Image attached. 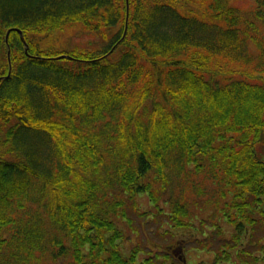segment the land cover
Returning <instances> with one entry per match:
<instances>
[{"label":"trees","instance_id":"trees-1","mask_svg":"<svg viewBox=\"0 0 264 264\" xmlns=\"http://www.w3.org/2000/svg\"><path fill=\"white\" fill-rule=\"evenodd\" d=\"M248 235L255 263L264 0H0V264H248Z\"/></svg>","mask_w":264,"mask_h":264},{"label":"rangeland","instance_id":"rangeland-1","mask_svg":"<svg viewBox=\"0 0 264 264\" xmlns=\"http://www.w3.org/2000/svg\"><path fill=\"white\" fill-rule=\"evenodd\" d=\"M238 3L242 6V5H245L247 3V0H238ZM138 199H139V203H141L145 206L144 209L149 208L148 204H147V197L146 196H142ZM144 230L149 235L148 231L145 228H144ZM136 237H138V234L136 235ZM216 239H218V240H216ZM231 239H232V234H231L229 225L227 223H222L220 226H218L216 228L215 232L214 231L212 232V234H211V240L212 241L210 242V246H209V247H216V246L223 247V250L220 252L221 254H223L226 251H229V253L227 252L225 255L226 259L229 258L228 259L229 263L234 261L232 258L231 251H232V253H235V252H237V249L240 247L239 242L238 243H232ZM225 240H227L229 243L226 244ZM260 240L264 243V238H262ZM155 243L156 242L153 241L152 239H147V245L149 247H153V248L156 247ZM129 245H130V243L126 244V246H129ZM244 250H245V248H240L239 252H243ZM262 250L264 253V245L262 246ZM126 251H128V250H126ZM151 252H154V251H151ZM256 253H257L256 251L253 252V254H256ZM145 255H147V252H145V251L141 252V254L138 255L139 259H140V257H144ZM206 256H207L206 253H202L201 256H199L196 253V251L191 249V251H188V253H187V260H188L189 264H198L199 263L198 261H200L201 258L202 259L205 258ZM248 264H264V259L263 260L257 259L255 263H249V258H248Z\"/></svg>","mask_w":264,"mask_h":264},{"label":"flooded vegetation","instance_id":"flooded-vegetation-1","mask_svg":"<svg viewBox=\"0 0 264 264\" xmlns=\"http://www.w3.org/2000/svg\"><path fill=\"white\" fill-rule=\"evenodd\" d=\"M248 238H249V235L248 236H246V240H244L243 241V245H242V247L241 248H245V250L243 251L244 252V256H245V260H247V258H249V250L248 249H246L247 248V244H248ZM258 242H260V244L263 246L264 245V243L261 241V240H259ZM257 252L256 254H253V252ZM251 255H252V259H253V257H256L258 260L260 259V260H263L264 258V253H263V250L261 249V250H256V249H253L252 251H251ZM184 260H185V262H186V258H183V263H184ZM185 264V263H184Z\"/></svg>","mask_w":264,"mask_h":264},{"label":"water","instance_id":"water-1","mask_svg":"<svg viewBox=\"0 0 264 264\" xmlns=\"http://www.w3.org/2000/svg\"><path fill=\"white\" fill-rule=\"evenodd\" d=\"M62 57V56H61Z\"/></svg>","mask_w":264,"mask_h":264}]
</instances>
